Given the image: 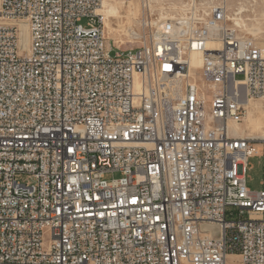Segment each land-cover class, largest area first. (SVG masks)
Segmentation results:
<instances>
[{
  "label": "built area",
  "instance_id": "built-area-1",
  "mask_svg": "<svg viewBox=\"0 0 264 264\" xmlns=\"http://www.w3.org/2000/svg\"><path fill=\"white\" fill-rule=\"evenodd\" d=\"M102 1L0 0V264H264V51L227 0H141L122 49Z\"/></svg>",
  "mask_w": 264,
  "mask_h": 264
},
{
  "label": "bare ground",
  "instance_id": "bare-ground-1",
  "mask_svg": "<svg viewBox=\"0 0 264 264\" xmlns=\"http://www.w3.org/2000/svg\"><path fill=\"white\" fill-rule=\"evenodd\" d=\"M166 1L168 0H153L149 7L150 12H163L167 9L165 8L167 5ZM184 6L185 3L183 2L179 5L174 4L170 7V14H180L185 10ZM123 8L127 9L126 13L123 12ZM142 11L143 6L141 0H103L100 13L105 16L106 38L114 40L118 47L134 43L133 38L129 34V30L133 29L135 24H138V19ZM243 14V9H237L236 12L234 11V13H232L231 17L241 30L247 32V26L243 19ZM116 21L117 23H115ZM247 33L250 34L249 32ZM21 43L27 47L29 46V36L26 27L22 28ZM191 62L192 66L200 68L202 66V56L200 54H192ZM256 114L260 115L262 118L258 117ZM248 120L250 121V126L252 128V133L250 135L246 134V127L244 125ZM231 128L241 137L255 140L259 139L264 129V111L261 104L257 101H250L247 105V116L245 117L244 122L241 124H232ZM257 133H259L258 136L255 135ZM230 256L237 255H229V257Z\"/></svg>",
  "mask_w": 264,
  "mask_h": 264
},
{
  "label": "rangeland",
  "instance_id": "rangeland-1",
  "mask_svg": "<svg viewBox=\"0 0 264 264\" xmlns=\"http://www.w3.org/2000/svg\"><path fill=\"white\" fill-rule=\"evenodd\" d=\"M174 2L175 5H179L178 1L174 0ZM227 2L230 10L229 12H231V14L234 13V11L236 12L237 9L244 10L243 19L247 26V32H249L251 35L243 30H241V32L247 37L255 39L256 43L264 51V0H227ZM126 11L127 9L123 8V12L126 13ZM115 23H117V21ZM136 26L137 24L134 25V27ZM127 46H131V45H122L120 47L124 49ZM115 53L116 52L114 51L112 55H115ZM236 78L242 79V76L239 75L236 76ZM256 115L258 117H261L258 114ZM244 125L246 127L245 128L246 134L250 135L252 133L250 121L248 120L247 123H244ZM259 133L255 135L258 136ZM119 176H120L119 174L115 175L116 178H118ZM107 178L111 179L112 175H108ZM246 178H247V187L251 191L257 192L262 189V182L264 181V159L262 157L253 156L249 159V166L246 170ZM18 180L24 181L25 177L20 176L18 177ZM228 260H229L228 264H238L237 260L239 259L237 256H230Z\"/></svg>",
  "mask_w": 264,
  "mask_h": 264
}]
</instances>
